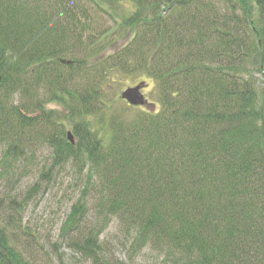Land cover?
Masks as SVG:
<instances>
[{
	"label": "trees",
	"instance_id": "1",
	"mask_svg": "<svg viewBox=\"0 0 264 264\" xmlns=\"http://www.w3.org/2000/svg\"><path fill=\"white\" fill-rule=\"evenodd\" d=\"M118 73L157 104L107 103ZM0 145L7 179L41 146L78 168L60 238L91 264H129L112 222L156 264H264V0H0ZM4 199L0 264H35L10 233L24 199Z\"/></svg>",
	"mask_w": 264,
	"mask_h": 264
},
{
	"label": "rangeland",
	"instance_id": "2",
	"mask_svg": "<svg viewBox=\"0 0 264 264\" xmlns=\"http://www.w3.org/2000/svg\"><path fill=\"white\" fill-rule=\"evenodd\" d=\"M126 7L131 8V5L129 3L114 5L109 13L121 16L120 13ZM98 22L101 27H112L113 25L112 17L109 19L107 15H98ZM113 78L114 80L109 79L105 84L106 102L125 108L126 104H129L121 98V91L127 86L136 84L144 76L118 73ZM145 80L148 81V84L142 89V92L148 102L157 104V93L153 80L148 78ZM150 103H147L145 107L138 106L130 110L134 112L147 107L151 108ZM49 108L59 111L61 107L51 104ZM1 151L0 145V198L7 200L8 197L14 195L18 199H24L22 201L24 205L21 202L23 208L20 214L21 227H13L10 224V233L12 231L13 236L20 240L16 246L17 249L28 257L34 254L35 257L32 260L35 264H56L58 260L59 264H62L60 260L64 264H91L89 260L73 251L60 238V227L71 204L79 195L80 179L76 171L78 168L72 162L56 165L52 158V151L41 146L36 149L32 159L18 161L12 165L9 180L3 172ZM42 171L48 172V179H40ZM36 181L39 182L38 189L27 197V190ZM115 224L112 222L103 235V240L108 247L107 255L110 254L114 259L129 264H156L153 256L149 255V250L141 252L138 256H132L127 246L124 245V240L116 238Z\"/></svg>",
	"mask_w": 264,
	"mask_h": 264
},
{
	"label": "water",
	"instance_id": "3",
	"mask_svg": "<svg viewBox=\"0 0 264 264\" xmlns=\"http://www.w3.org/2000/svg\"><path fill=\"white\" fill-rule=\"evenodd\" d=\"M144 87V83H138L133 86H128L125 89H123L120 93V96L123 100H125L129 105L132 106H146L147 100L142 93L141 89ZM67 138L73 142V138L71 135V132H67Z\"/></svg>",
	"mask_w": 264,
	"mask_h": 264
}]
</instances>
